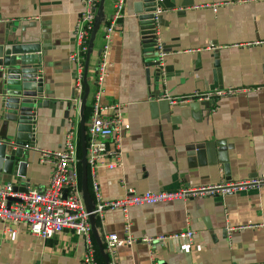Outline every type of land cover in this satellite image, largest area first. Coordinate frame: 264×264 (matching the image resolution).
<instances>
[{
  "label": "crops",
  "instance_id": "1",
  "mask_svg": "<svg viewBox=\"0 0 264 264\" xmlns=\"http://www.w3.org/2000/svg\"><path fill=\"white\" fill-rule=\"evenodd\" d=\"M136 1L126 0L104 80V102L122 107L123 166L97 168L101 201L123 198L129 189H187L222 178L237 182L264 175V2L159 0L164 10L159 33L168 51L159 79L155 67L147 74L152 50L142 44ZM113 2H103V21L90 55L85 118L96 90L101 27L113 13ZM82 10L81 0H0V35L22 36L41 47L48 105L39 109L36 145L29 156L31 186L49 183L51 166L41 161V152L62 148L71 123L81 143V102L73 100L80 68L70 54L78 47L75 25ZM215 89L235 92L213 101L171 103L164 98ZM226 153L230 175L222 160ZM0 173L2 182H13L11 175ZM87 183L96 208L89 168ZM127 214L137 242L117 246L113 253L107 250V236L124 237L125 213L105 208L94 214L92 240L100 264L97 255L106 264L101 248L110 264H264V226H256L264 222V186L137 204ZM228 225L244 227L229 238ZM187 229L194 232L191 241L174 236ZM144 236L164 238L146 243ZM85 249L84 238L70 230L43 239L26 223L6 226L0 220V264H83Z\"/></svg>",
  "mask_w": 264,
  "mask_h": 264
},
{
  "label": "built area",
  "instance_id": "2",
  "mask_svg": "<svg viewBox=\"0 0 264 264\" xmlns=\"http://www.w3.org/2000/svg\"><path fill=\"white\" fill-rule=\"evenodd\" d=\"M264 2V0H262ZM100 0H81L83 10L75 25V35L78 47L70 54V59L76 61L80 72L75 81L74 102H81L84 90L85 57L89 48V39L97 15ZM126 0H114L113 13L104 25V44L101 49L99 62L96 68V90L93 96L90 118L87 123V153L86 160L93 178V190L97 196L98 204L94 213H101L105 208H121L126 216L124 226V237L116 233L107 236V250L113 253L114 248L120 245L132 246L137 242L132 233L131 222L128 217V208L143 203H156L174 198H194L221 195L225 196L231 192L244 190L251 187L264 186V175L229 182L222 178L220 182L193 186L187 189L177 190H153L137 192L127 190L123 198L111 201H101L99 197V186L96 181V170L99 167L108 169L120 168L123 166L122 154V107L121 104H108L104 102V80L109 65V54L113 41V33L119 27L124 16ZM163 9L158 7L154 12L156 32V44L158 49V60L162 73L164 72V61L168 55L162 38L159 33V25ZM235 90L215 89L208 92H195L190 96L180 99L173 98L168 94L164 98L171 103L199 100H216ZM78 135L74 125L66 133L65 144L58 150H42L41 161L49 163L51 175L46 186H27L26 191H15L13 182H2L0 173V220L7 226L10 223H26L30 232L43 239H48L65 230L82 236L85 240V253L83 264H100L95 256V249L92 240V229L90 223L91 212H88L82 197V187L79 174V163L81 158L78 155ZM256 226H264V222ZM244 226L226 227L227 236L230 238L232 231ZM193 230L175 234V237H186L189 241L193 238ZM144 236L141 241L151 243L155 239Z\"/></svg>",
  "mask_w": 264,
  "mask_h": 264
},
{
  "label": "water",
  "instance_id": "3",
  "mask_svg": "<svg viewBox=\"0 0 264 264\" xmlns=\"http://www.w3.org/2000/svg\"><path fill=\"white\" fill-rule=\"evenodd\" d=\"M103 2L97 12L94 26L89 39V48L85 59L84 94L81 101V150H82V197L88 212H91L90 223H93V199L88 190L87 174V129L84 110L90 93L88 69L94 40L103 21ZM161 4L159 0H137L134 4L135 13L141 24L142 44L151 49L152 60L147 62L149 69L155 67L154 75L159 79L162 68L158 60L156 44V28L154 12ZM12 38L0 35V172L13 177L15 191H26L30 171V153L36 145V131L39 109L48 105L44 98L42 62L39 43L26 42L22 36ZM216 85H214L215 87ZM213 87V88H214ZM225 162L226 173L230 175L227 153L222 159ZM29 184V183H28ZM102 250L106 264H110L108 253Z\"/></svg>",
  "mask_w": 264,
  "mask_h": 264
},
{
  "label": "trees",
  "instance_id": "4",
  "mask_svg": "<svg viewBox=\"0 0 264 264\" xmlns=\"http://www.w3.org/2000/svg\"><path fill=\"white\" fill-rule=\"evenodd\" d=\"M84 57L86 58V54L84 55ZM89 117H90V109H89V112H88V109H87V111H86V119H89ZM78 155H79V158H82V150H81L80 140L78 141ZM81 171H82V165H81V163H79L80 182H81ZM89 172H90V170H89ZM97 257H98V259L100 260V262L102 264V261H101L100 257L98 255H97Z\"/></svg>",
  "mask_w": 264,
  "mask_h": 264
},
{
  "label": "rangeland",
  "instance_id": "5",
  "mask_svg": "<svg viewBox=\"0 0 264 264\" xmlns=\"http://www.w3.org/2000/svg\"><path fill=\"white\" fill-rule=\"evenodd\" d=\"M101 31H104V26L101 27Z\"/></svg>",
  "mask_w": 264,
  "mask_h": 264
}]
</instances>
